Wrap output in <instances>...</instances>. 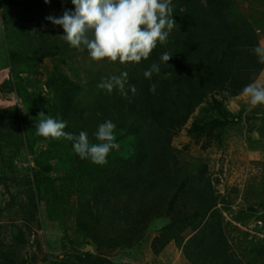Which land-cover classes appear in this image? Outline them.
Masks as SVG:
<instances>
[{"label":"trees","instance_id":"trees-1","mask_svg":"<svg viewBox=\"0 0 264 264\" xmlns=\"http://www.w3.org/2000/svg\"><path fill=\"white\" fill-rule=\"evenodd\" d=\"M172 5L177 26L167 42L157 43L149 59L124 67L118 61L94 63L86 50L78 51L60 39L63 28L46 17H60L65 9L74 11L72 0L48 4L0 0L7 43L2 69H10L12 92L22 104L45 103L51 117L68 122L66 131H86L93 142L100 123L111 120L116 124L119 147L110 152L107 164L95 165L81 160L70 141L38 137L34 128L38 114L25 119L13 108L15 121L25 125V131L19 133L18 141L6 127L16 155L4 154L0 146V186L8 195V173L14 174L12 163L24 149L35 166L23 181V193L35 215L38 211L42 216L37 226L42 227L45 218L62 226L72 218V229L84 245L73 257L53 255L49 264H111L101 250L135 249L153 233L150 229L157 220H165V225L154 230L153 255L173 243L188 264H264V240L250 236L245 244L231 243V225L218 205L224 210L233 204L214 188L208 164L189 157L186 147L174 145L185 130L191 141L204 143V149L214 141L220 146L226 132L240 123L242 113H231L226 102L240 96L264 70L252 51L264 34V0H172ZM29 23L36 27H26ZM165 52L173 56L167 63L160 60ZM43 60L54 63L52 71H45L44 80L22 77L23 66ZM153 63L159 65V73L146 79L143 73ZM61 67L70 70L71 76ZM125 71L127 95L97 88L102 78ZM42 88L48 99L42 96ZM4 137L0 133V141ZM39 143L45 149L37 150ZM53 166L56 176H52ZM262 181L264 186V173ZM71 197L73 202H69ZM10 198L11 204L14 196ZM259 205L264 207V198L249 207L255 217ZM229 210L233 212L232 207ZM30 215L26 221H35L34 213ZM231 217L243 224L260 221L264 226V215L253 219L247 210ZM20 232L4 251L0 240V264H26L19 248ZM86 246L92 252H86Z\"/></svg>","mask_w":264,"mask_h":264},{"label":"rangeland","instance_id":"rangeland-1","mask_svg":"<svg viewBox=\"0 0 264 264\" xmlns=\"http://www.w3.org/2000/svg\"><path fill=\"white\" fill-rule=\"evenodd\" d=\"M245 9L246 4H243L242 10ZM2 14L3 9L0 6V133L5 135L0 141V146H2L4 154L15 156L13 142L7 140L8 129L6 127H9L10 131L14 132L16 140L19 141L25 125L20 126L15 121L13 108L17 109L21 117L30 120L33 118V115L41 111L45 115L50 114L44 108L45 103L25 106L22 104L20 98H17L16 94L12 92L10 69H2L4 66L2 58L7 47L1 22ZM26 27L34 29L36 26L29 23ZM262 44H264V34L261 35L260 45ZM28 66H23L24 71L21 72L24 73H21L22 77L28 75L30 80H34V78L44 80L45 71H52L54 63L52 60H43L41 63H32ZM61 69L67 71V74L70 75V72H68L70 70L65 67H61ZM80 75L82 76V74ZM255 81L264 86V75L260 74ZM32 90L30 89L29 91ZM41 93L45 99L50 97L45 88H42ZM248 99V97L238 96L226 102L227 108L231 113L238 115L241 112L242 114L240 116V123L229 129L223 136L222 145L217 146L214 141L211 143V146L204 149L202 147L204 143L191 141L186 136L185 130L174 139V145L177 148L183 149V147H186L184 151L189 157L201 158L208 164L214 188L220 196H223L233 204L232 206L228 205L232 207L233 212L229 210L228 206L224 210L220 205H218V208L221 209L225 221L228 220L227 222L231 225L229 239L234 246H236L238 240L245 244L243 241L246 239L250 240L252 237H250V234H245L246 232L241 231L237 225L234 226L233 222L236 221L231 216L235 215V213L237 214L238 211L245 212L246 210L248 216L253 219L264 215V207L262 205L257 207L258 212L256 213V217L252 211H249L251 205L258 203L260 199L264 198L262 181L264 173V105L250 106ZM45 147L44 143H39L36 149L40 151L45 149ZM18 155L12 163L14 174L8 173L9 178H11L9 181L10 195H7L6 190L0 186V209L2 206L4 207L0 210L2 251H4L3 248L11 241L13 235L21 231L23 242L18 246L21 249L20 253L24 257L26 264H49L50 261L54 260L53 255L68 253L73 257L74 253H81L84 245L82 238L72 229L74 228L72 218L66 219L63 226L59 222L45 218L42 227L37 226L42 216L38 211L35 215L34 207H29L28 198L23 193L26 189L23 186V181L26 176L30 175L31 169L35 165L32 157L24 149ZM51 172L52 176L58 174L55 167L52 168ZM58 184L59 181L55 183V186ZM11 195L14 198L13 203L10 204ZM73 201L74 197H71L69 202ZM23 211H27V213L24 214ZM41 211L44 217L46 213L44 212L43 204ZM32 213H34L35 221H26L25 217L29 218ZM163 225H165V220L153 222L150 229L153 233L147 237L144 243L133 250H101L100 254L108 258L111 264H188L183 258L181 251L173 243L166 246L159 255L152 254L150 241L157 235V231L154 230ZM254 238L257 240L259 237L254 236ZM86 252H92V250H87Z\"/></svg>","mask_w":264,"mask_h":264},{"label":"clouds","instance_id":"clouds-1","mask_svg":"<svg viewBox=\"0 0 264 264\" xmlns=\"http://www.w3.org/2000/svg\"><path fill=\"white\" fill-rule=\"evenodd\" d=\"M51 0H44L45 4ZM63 2V0H62ZM74 11L65 9L63 15H49L46 19L54 26L63 28L60 39L71 48L87 51L94 62H119L127 67L150 58V53L167 42L169 34L177 26L173 19L172 0H72ZM259 64L264 65V44L252 49ZM173 56L167 52L160 57L167 63ZM159 65L153 63L144 71L146 79L159 73ZM264 75V72L261 73ZM128 73L102 78L98 89L111 94L125 92ZM131 91L135 93L133 86ZM248 97L250 106L264 105V86L258 81L247 84L239 94ZM35 134L43 138H60L72 143L73 151L81 160H90L95 165L107 164V157L119 147L116 142V124L111 120L100 123L90 141L88 133L74 134L66 131L68 122L45 115L43 111L35 118Z\"/></svg>","mask_w":264,"mask_h":264},{"label":"built area","instance_id":"built-area-1","mask_svg":"<svg viewBox=\"0 0 264 264\" xmlns=\"http://www.w3.org/2000/svg\"><path fill=\"white\" fill-rule=\"evenodd\" d=\"M233 225H237V227H239L241 231L250 234V236H256L257 238L259 237L258 239L264 240V228L260 221L250 223L248 222L244 224L239 222H233Z\"/></svg>","mask_w":264,"mask_h":264},{"label":"water","instance_id":"water-1","mask_svg":"<svg viewBox=\"0 0 264 264\" xmlns=\"http://www.w3.org/2000/svg\"><path fill=\"white\" fill-rule=\"evenodd\" d=\"M41 204H43V203H41ZM85 250H86V251H87V250H92V247L87 246V248H86Z\"/></svg>","mask_w":264,"mask_h":264}]
</instances>
